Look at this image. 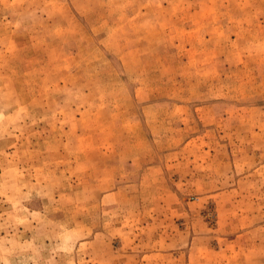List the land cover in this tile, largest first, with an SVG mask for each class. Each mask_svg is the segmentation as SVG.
Returning a JSON list of instances; mask_svg holds the SVG:
<instances>
[{"label":"rangeland","instance_id":"1","mask_svg":"<svg viewBox=\"0 0 264 264\" xmlns=\"http://www.w3.org/2000/svg\"><path fill=\"white\" fill-rule=\"evenodd\" d=\"M261 162L264 0H0V264H264Z\"/></svg>","mask_w":264,"mask_h":264},{"label":"crops","instance_id":"2","mask_svg":"<svg viewBox=\"0 0 264 264\" xmlns=\"http://www.w3.org/2000/svg\"><path fill=\"white\" fill-rule=\"evenodd\" d=\"M255 154H257V153H255ZM261 164H264V162H261ZM262 167H264L263 165H262ZM146 170H154V171H156V169H154L153 167H146ZM261 226H263L264 227V222H263V224L261 225ZM156 255L157 254H151V255H149V257H147V255H144L143 253H137L136 255H133L135 258H137V261H136V264H147V263H144V260L146 259V258H149V259H153V258H155L156 257ZM131 255H127V260H128V262H127V264H131V262H129V260L130 259H132V257H130ZM189 261L191 260L190 259V256H189V259H188ZM133 263V262H132Z\"/></svg>","mask_w":264,"mask_h":264}]
</instances>
